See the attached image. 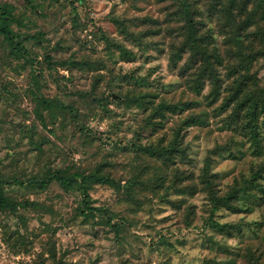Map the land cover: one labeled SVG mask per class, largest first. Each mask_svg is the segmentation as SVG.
I'll list each match as a JSON object with an SVG mask.
<instances>
[{
    "label": "rangeland",
    "instance_id": "374dc122",
    "mask_svg": "<svg viewBox=\"0 0 264 264\" xmlns=\"http://www.w3.org/2000/svg\"><path fill=\"white\" fill-rule=\"evenodd\" d=\"M0 4L15 15L21 42L16 48L0 31V171L13 181L8 199L25 202L0 208V264H260L264 179L253 180L260 155L227 107L235 77L226 61L217 100L207 96L208 81L201 94L190 90L191 77L170 61L185 38L175 8L159 0ZM198 23L224 58L251 51L250 43L260 50V37L225 38L230 22ZM252 72L264 82L260 56ZM139 92L196 103L183 116L203 114L208 124L184 126L180 113L161 123L156 110L132 101ZM42 98L69 108H46ZM53 170L100 171L123 187L91 185L93 204L109 213L85 217L75 188L28 183ZM205 175L219 195L241 191L235 208L212 213Z\"/></svg>",
    "mask_w": 264,
    "mask_h": 264
},
{
    "label": "trees",
    "instance_id": "16d2710c",
    "mask_svg": "<svg viewBox=\"0 0 264 264\" xmlns=\"http://www.w3.org/2000/svg\"><path fill=\"white\" fill-rule=\"evenodd\" d=\"M170 3L171 7L175 8L173 15H175L177 22H185V38L183 46L172 49L170 61L172 66L179 67L183 77L190 76L191 79L187 84L190 90H194L197 94H201L208 85L211 89L208 93V98H213L212 101L217 100L221 93L222 79L219 67L226 61L227 69L234 76V81L229 85L227 96V107L233 106V115L237 118L241 128L246 126V133L251 140L252 148L257 155H260V177L253 173V180L260 181L264 179V82L260 76L259 79L256 73L252 72V62L260 56V60L264 63V0H159ZM33 6V0H28ZM204 16V17H203ZM169 17H172L170 14ZM203 17V18H202ZM207 19H213L215 22H230L229 32H223L225 38L235 39L244 34L249 36L255 42L257 37H260V50H256L252 43L248 48L251 51L243 52L239 50L238 53L230 55L228 58L222 57L217 47L211 46L214 36L204 35L198 33V22H206ZM16 17L7 6L0 4V31L16 48L20 46V40L16 39V35L11 28V24L16 22ZM235 22H239L236 28ZM223 26V25H222ZM238 30V35L236 33ZM124 31L128 30L124 27ZM126 55L131 58L130 55ZM226 65V64H225ZM208 81V82H207ZM186 84V85H187ZM192 90V91H193ZM136 101L141 107L154 109L159 113V121L164 123L168 118V113H180L183 120V125H207L208 122L203 114L183 116L187 106L196 104L193 102H185L180 105H171L170 102L159 95L151 92H139ZM128 99V98H126ZM156 99H162L156 102ZM42 103L46 108L61 107L68 109L61 102L56 100L42 98ZM243 115V118L240 117ZM260 119V123L258 122ZM260 128V129H259ZM245 130V129H244ZM175 148L169 144L167 146V153ZM4 177L0 171V208L16 209L18 205H25L8 199L5 186L12 183ZM52 182H57L60 186L66 189L75 188L82 196L81 213L85 217L93 216L96 212L109 213V209L105 206L94 205L91 199L90 187L93 184H105L115 189H121L122 184L109 175L103 174L100 171L95 172H81L75 171L67 173L64 170L49 171L47 176L43 178H34L29 180L30 186L46 189ZM14 183L24 185L23 181L15 179ZM202 185L208 189L209 200L211 203V211L214 214L221 206L235 208L234 199L239 196L240 190L232 187V191L219 195L214 189L215 183L212 179L205 175L201 178ZM212 225L216 227H223L213 219ZM260 264H264V248L260 251Z\"/></svg>",
    "mask_w": 264,
    "mask_h": 264
}]
</instances>
